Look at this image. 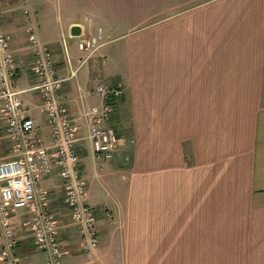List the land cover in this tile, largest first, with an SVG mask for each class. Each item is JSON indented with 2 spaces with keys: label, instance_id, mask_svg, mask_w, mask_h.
<instances>
[{
  "label": "crops",
  "instance_id": "obj_1",
  "mask_svg": "<svg viewBox=\"0 0 264 264\" xmlns=\"http://www.w3.org/2000/svg\"><path fill=\"white\" fill-rule=\"evenodd\" d=\"M30 5L38 37L66 79L59 99L79 126L76 150L100 235L95 250H83L55 170L39 187L58 220L63 264H264V0ZM0 16L15 85L36 121V137L47 144L51 126L32 89L21 0H0ZM75 27L79 36L72 35ZM91 36L101 39L88 57L78 46ZM100 84L124 87L109 123L120 139L111 160L95 158L83 117L84 108L102 103L94 93ZM14 154L0 115V160ZM27 219V212H13L18 264H47ZM4 243L0 234V248Z\"/></svg>",
  "mask_w": 264,
  "mask_h": 264
},
{
  "label": "built area",
  "instance_id": "obj_2",
  "mask_svg": "<svg viewBox=\"0 0 264 264\" xmlns=\"http://www.w3.org/2000/svg\"><path fill=\"white\" fill-rule=\"evenodd\" d=\"M21 2L33 55L32 71L36 78V85L32 89L40 92L51 135L47 144L35 135L36 121L29 116L22 98L23 91L15 85L17 68L10 42L0 29V115L7 123V135L13 142L15 153L12 158L0 160V234L5 239L0 248V260L8 264L19 263V257L14 253L18 240L13 212L23 210L28 214L25 225L33 236L35 246L46 254L47 264H63L66 251L62 247L58 220L39 183L55 170L63 178L65 201L72 210L74 224L82 232V247L86 252H92L100 243L98 220L87 202V184L81 157L76 150L80 140L79 126L59 99V91L66 79L59 75L52 49L38 37L35 11L30 0ZM100 39L98 36L84 38L78 47L89 57L98 49ZM77 72L78 69L71 71L68 79L76 77ZM94 93L102 103L83 110L88 125L87 139L95 158L111 160L119 150L120 139L109 123L115 102L124 95V87L121 84H100Z\"/></svg>",
  "mask_w": 264,
  "mask_h": 264
},
{
  "label": "rangeland",
  "instance_id": "obj_3",
  "mask_svg": "<svg viewBox=\"0 0 264 264\" xmlns=\"http://www.w3.org/2000/svg\"><path fill=\"white\" fill-rule=\"evenodd\" d=\"M25 33V31L23 32V34ZM88 184H89V186L91 187V188H94L95 187V185L97 184V182H95L94 181V179H92V181L91 180H89V182H88ZM88 193V192H87ZM63 207H62V209L64 210V214H62L61 216H62V218H67L69 215H68V213H69V211H68V208H67V206L65 205V203L62 205Z\"/></svg>",
  "mask_w": 264,
  "mask_h": 264
},
{
  "label": "water",
  "instance_id": "obj_4",
  "mask_svg": "<svg viewBox=\"0 0 264 264\" xmlns=\"http://www.w3.org/2000/svg\"><path fill=\"white\" fill-rule=\"evenodd\" d=\"M78 30H79L78 27L73 28V29H72V33H73L72 35H73V36H79V35H78Z\"/></svg>",
  "mask_w": 264,
  "mask_h": 264
}]
</instances>
